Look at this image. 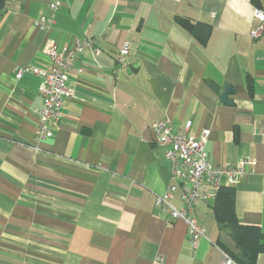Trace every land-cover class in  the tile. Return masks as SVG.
<instances>
[{"label": "crops", "instance_id": "obj_1", "mask_svg": "<svg viewBox=\"0 0 264 264\" xmlns=\"http://www.w3.org/2000/svg\"><path fill=\"white\" fill-rule=\"evenodd\" d=\"M49 2L0 8V264H153L158 254L165 264H221L218 241L234 242L213 201L194 209L205 229L196 249L186 222L156 206L171 163L151 124L191 121L195 137L208 129L215 166L254 159L236 209L264 230V33L250 35L264 0H61L45 31L34 22L51 13ZM177 16L211 24L207 42ZM76 38L95 39L96 48L77 55L62 117L53 136L37 140L41 77L25 68L49 66V40L71 49ZM225 84L230 104L221 101ZM186 188L171 198L178 208Z\"/></svg>", "mask_w": 264, "mask_h": 264}, {"label": "built area", "instance_id": "obj_2", "mask_svg": "<svg viewBox=\"0 0 264 264\" xmlns=\"http://www.w3.org/2000/svg\"><path fill=\"white\" fill-rule=\"evenodd\" d=\"M61 6V0H50L51 13L36 20L34 24L42 30L49 31L55 21V12ZM255 17L259 26L251 32L253 39H259L264 33V13L256 9ZM96 48V40L76 38L71 49H61L55 41L49 40L45 53L49 60L46 69L27 67L25 71H33L40 75L39 91L43 98V106L36 109L39 116L36 138L42 140L53 136L54 127L62 117L64 98L71 94L68 87V71L77 61V55L85 49ZM130 52V42H126L120 51L118 61L123 62ZM24 70L17 71L20 78ZM191 121L184 129L176 126L169 118L154 121L151 128L155 135V143L164 147L165 157L171 163L170 183L168 189L156 197V206L161 212L168 214L169 220L182 219L188 227L191 247L196 249L205 236V229L195 218L194 209L199 203L213 201L218 188L222 184L237 187L242 181L248 166L255 163L250 157H243L236 164L215 166L209 159L205 148L210 131L202 130L199 136L188 135ZM182 182L186 184L181 207L171 203V198ZM153 264H165L161 254L156 255ZM221 264H237L225 254Z\"/></svg>", "mask_w": 264, "mask_h": 264}, {"label": "trees", "instance_id": "obj_3", "mask_svg": "<svg viewBox=\"0 0 264 264\" xmlns=\"http://www.w3.org/2000/svg\"><path fill=\"white\" fill-rule=\"evenodd\" d=\"M5 5V0H0V8ZM177 21L198 38L206 43L212 31V25L203 22H192L186 17L177 16ZM238 138V131L235 133ZM213 210L220 230H228L234 242V248L227 246L222 241L218 245L237 264H256L259 254L264 253V230L253 224L240 221L236 209V187L222 184L213 200Z\"/></svg>", "mask_w": 264, "mask_h": 264}, {"label": "water", "instance_id": "obj_4", "mask_svg": "<svg viewBox=\"0 0 264 264\" xmlns=\"http://www.w3.org/2000/svg\"><path fill=\"white\" fill-rule=\"evenodd\" d=\"M211 87L217 92L220 91L219 86L215 83H211ZM233 92L234 90L232 86L230 84H225L221 92V101L224 103L230 104L232 100L230 99L229 96L233 94Z\"/></svg>", "mask_w": 264, "mask_h": 264}]
</instances>
